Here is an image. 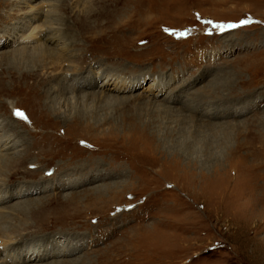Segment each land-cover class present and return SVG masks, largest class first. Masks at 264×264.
I'll use <instances>...</instances> for the list:
<instances>
[{
	"label": "rangeland",
	"instance_id": "rangeland-1",
	"mask_svg": "<svg viewBox=\"0 0 264 264\" xmlns=\"http://www.w3.org/2000/svg\"><path fill=\"white\" fill-rule=\"evenodd\" d=\"M0 126V264H264V0H0Z\"/></svg>",
	"mask_w": 264,
	"mask_h": 264
},
{
	"label": "bare ground",
	"instance_id": "bare-ground-1",
	"mask_svg": "<svg viewBox=\"0 0 264 264\" xmlns=\"http://www.w3.org/2000/svg\"><path fill=\"white\" fill-rule=\"evenodd\" d=\"M104 1H106V0H104ZM38 2V1H37ZM110 2H112V1H110ZM85 3H87V9H90L91 8V4H90V2L89 1H86ZM84 3V4H85ZM124 4V3H123ZM38 5V4H37ZM47 5V4H46ZM105 5H107V4H105ZM111 5V4H110ZM43 7V6H42ZM37 8V7H36ZM44 8V7H43ZM106 8H107V6H106ZM110 8V7H109ZM108 8V9H109ZM115 8H116V6H115ZM125 8V7H124ZM123 8V9H124ZM41 9V8H40ZM107 9V10H108ZM104 10H106V9H104ZM120 10V9H119ZM114 11V10H113ZM112 11V12H113ZM28 12V11H27ZM32 12H34V11H32ZM91 12V11H90ZM104 12V11H103ZM41 13L42 12H40V10H38V11H36V12H34V14H33V16L30 18L31 20L32 19H34V21L36 20V19H38L39 17H40V15H41ZM92 13V12H91ZM109 13H111L110 11H109ZM115 13V12H114ZM88 14V13H87ZM30 15V14H29ZM82 15V14H81ZM28 18V17H27ZM93 18V17H92ZM31 20H29V21H31ZM116 21V20H115ZM21 23V22H20ZM27 23V22H26ZM30 25V24H29ZM48 25L49 26H47V25H38V27H37V29H36V31H39V33H38V37L40 38V39H38V40H43V41H46L47 42V45H43V43L42 42H37V44H39V46H41V47H43V48H41V49H43V51H50V50H52V48H51V45H53V43L52 42H58L59 41V39H62V36L60 35V32H59V30H58V27L57 26H54V25H52V22H50V20H49V22H48ZM46 26V27H45ZM27 27H29V26H27ZM34 27V26H33ZM35 27H36V25H35ZM95 28V27H94ZM85 29V28H84ZM86 30V29H85ZM35 31V32H36ZM27 35H28V33H26ZM80 34H82V33H80ZM24 35H22V37H23ZM28 37V36H27ZM33 37V36H32ZM31 37V38H32ZM36 37V36H35ZM29 38V37H28ZM22 39V38H21ZM35 39V38H34ZM27 40V39H26ZM91 40V39H90ZM111 40V39H110ZM21 41V40H20ZM108 41H109V39H108ZM116 41V40H115ZM22 42V41H21ZM23 43V42H22ZM25 43V42H24ZM89 43V42H88ZM25 44H28V42L27 43H25ZM117 44V43H116ZM28 46H29V44H28ZM35 46V45H34ZM88 46V45H87ZM116 46V45H115ZM38 47V46H37ZM53 47L55 48V49H59V47L58 46H55V45H53ZM113 47V46H112ZM36 48V47H35ZM40 49V50H41ZM53 51V50H52ZM102 52V51H101ZM32 53V52H31ZM97 53H99V52H97ZM102 53H104V52H102ZM105 53H107V52H105ZM110 54V53H109ZM29 55V54H28ZM75 73V72H74ZM102 75V77H100V82L97 84V86L99 87V93L100 92H102V91H109L110 89L109 88H111V89H117V87H118V80H116L115 79V77H113L114 78V80L113 81H115L116 83H117V85H114V84H112V86H108V82H109V80L111 79V77L110 78H107L108 76H110V75H108V76H105V74L104 73H102L101 74ZM83 84V83H82ZM83 85H85V84H83ZM78 87L79 86H82L81 84L80 85H77ZM109 87V88H108ZM77 88V87H76ZM97 94H98V92H97ZM101 94H103V93H101ZM105 94V93H104ZM87 95V94H86ZM85 95V96H86ZM106 98L107 99H110L111 98V96L110 95H108V96H106ZM113 98V97H112ZM149 101V100H148ZM14 116V118H16V119H18V120H21L17 115H13ZM15 121H17V120H15ZM18 122V121H17ZM1 127V126H0ZM15 148V143H14V141L10 138V135H0V159H2L1 158V155L2 156H6V155H8V154H10V152L11 151H13V149ZM6 158V157H5ZM4 159V158H3ZM18 164V163H17ZM104 188H106V190H110V189H112V188H114V185H107V186H104ZM99 191H102V190H99ZM68 227V226H67ZM68 229V228H67ZM67 229H64V230H67ZM65 248V247H64ZM36 252H39V250H37ZM64 252V251H63ZM33 255V256H32ZM35 257H38V254L37 253H35V252H33V254H31L30 255V257L28 258V259H32V258H35ZM38 259V258H37ZM34 261H36L35 259H34ZM13 262H20V261H15V260H13ZM71 264H73V263H71Z\"/></svg>",
	"mask_w": 264,
	"mask_h": 264
},
{
	"label": "snow or ice",
	"instance_id": "snow-or-ice-1",
	"mask_svg": "<svg viewBox=\"0 0 264 264\" xmlns=\"http://www.w3.org/2000/svg\"><path fill=\"white\" fill-rule=\"evenodd\" d=\"M245 23H247V21H245ZM182 35H183V34H182ZM16 115H20V113H19V112H17V113H16Z\"/></svg>",
	"mask_w": 264,
	"mask_h": 264
}]
</instances>
